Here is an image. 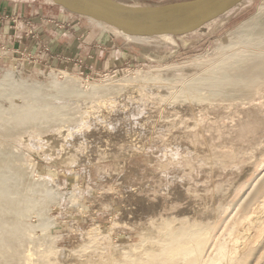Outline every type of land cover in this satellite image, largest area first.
Wrapping results in <instances>:
<instances>
[{
	"label": "rangeland",
	"instance_id": "obj_1",
	"mask_svg": "<svg viewBox=\"0 0 264 264\" xmlns=\"http://www.w3.org/2000/svg\"><path fill=\"white\" fill-rule=\"evenodd\" d=\"M115 1L158 6L186 0ZM0 21H7L6 15L0 13ZM11 22L17 27L15 19ZM72 23L85 28L89 23L105 32L87 19ZM72 23L55 26L71 28ZM4 28L0 26V167H19L17 176L30 178L25 182L31 188L22 186V193L30 192L29 205L34 204L21 220L20 243L30 261L53 247L54 264L132 263L161 230L177 227L179 233L192 226L190 233L183 231L191 235L209 228L202 263L235 238V264H264V74L250 87L242 81L233 89L222 84L228 70L244 68L250 60L264 70V0H247L185 38L132 44L105 32L120 59L96 70H88L93 55L64 59L32 29L14 38L2 33ZM55 59L71 68L55 71ZM68 80L79 85L69 86ZM108 86L127 93L139 87L155 101L139 105L130 100L133 104L126 107L135 103L133 110L120 104L109 112L97 106L98 98L91 104L94 115H84L86 91ZM70 90L76 93L69 95ZM24 102L66 108L63 115L47 117L55 123L51 130L34 122L45 115L23 113ZM22 117L37 119L17 129L20 133L3 128ZM72 124L78 125L77 135L68 146ZM33 139L43 144L32 147Z\"/></svg>",
	"mask_w": 264,
	"mask_h": 264
},
{
	"label": "bare ground",
	"instance_id": "obj_2",
	"mask_svg": "<svg viewBox=\"0 0 264 264\" xmlns=\"http://www.w3.org/2000/svg\"><path fill=\"white\" fill-rule=\"evenodd\" d=\"M261 18V17H260ZM257 19V18H256ZM263 21V20H262ZM262 23V22H261ZM261 25V24H260ZM248 26V24H247ZM263 29V28H262ZM246 31V30H245ZM260 62V60H259ZM264 62V60L262 61ZM261 62V63H262ZM260 64V63H259ZM263 64V63H262ZM244 66V65H243ZM240 67V66H239ZM228 70V69H227ZM228 72H230V75L228 76V79L226 81H224L222 84L226 87V88H231L233 89L234 87L236 88V84L239 83L240 81H242L244 83L245 87H250V85L252 86V84L255 81H258L259 79L262 80L263 76L262 74H264V70H262L261 65L256 66L254 64H252V61L250 60V62L244 67V68H237L236 70H233V72L231 73V70H228ZM64 75V74H63ZM261 77V78H260ZM220 80V79H219ZM69 82H71L70 80H68ZM149 81V80H148ZM135 82V81H134ZM146 83V82H145ZM73 84L75 85H79L78 82H71V84L69 86H72ZM219 84V83H218ZM128 86H126V89H128ZM132 86V85H131ZM137 86V85H136ZM255 87V86H254ZM40 88V87H39ZM252 88V87H251ZM132 89V87L130 88ZM134 89V88H133ZM238 89V88H237ZM91 91H86V93L88 94L86 96V100L88 102V104H82V107L86 109V113L84 115L87 116H92L94 115L91 112V104L92 103H97L98 100V107L99 108H105L107 110H109V112H112L118 105L121 104V108L125 109L124 107H126L131 100V102H134L135 100L138 101V104H142V105H150V102L155 101L152 98H150V94H148V92H146V94H142L139 90V87L136 88L137 91L134 90V92H130L127 93L126 91H122L114 88V87H100L98 88V90H96L94 87L90 88ZM219 90V89H218ZM221 90V89H220ZM152 91V90H151ZM124 92V93H123ZM193 92V91H192ZM245 92V91H244ZM248 92V90H247ZM76 93V90H70L69 91V95H74ZM121 93H123L121 95ZM225 93V92H224ZM251 93V91L249 92ZM248 93V94H249ZM106 94V95H104ZM125 94V95H124ZM134 94V95H132ZM112 95L111 98H109L108 96ZM128 95H131L130 97ZM115 96V97H114ZM133 96L135 98H133ZM245 96V95H244ZM153 97V96H152ZM238 97V96H237ZM65 98V97H63ZM68 98V97H67ZM66 98V100H67ZM71 98V97H70ZM77 97H74V99H76ZM195 98V97H194ZM94 99V100H92ZM155 99V98H154ZM39 100V99H38ZM55 100V99H53ZM61 100V99H59ZM160 100V99H159ZM188 100V99H187ZM193 100V99H192ZM249 100V99H248ZM13 101V99H12ZM26 101V100H25ZM70 101V100H69ZM33 102V101H32ZM31 102V104H32ZM61 102V101H60ZM130 102V103H131ZM62 103V102H61ZM66 103V101H65ZM12 104V103H11ZM29 104V103H28ZM29 104V105H31ZM52 104V103H51ZM56 104V103H55ZM133 103H131L132 105ZM24 105L27 106V108H24L23 113L28 117V115H34L37 114L38 117L39 115L43 114L45 115L44 118L42 119H35V118H21L20 120H13L12 123L6 122L5 120V124H3V128L5 127L6 129L9 128L10 132L11 129L12 130H16V133H20L18 131H22V130H17L20 129L21 127H28L27 123H33L30 122L31 119H35L37 122L38 121V125L40 124H44V127H49V129L53 128L54 124L51 125L52 122H54L53 120L50 121L48 120V116H55V114L58 115H63L61 113H64L65 111V106L59 104V108H55L54 106H49L47 108H45L44 106L41 105L40 102H34L32 104V107L28 106L25 104ZM23 105V107H25ZM75 105V104H74ZM79 105V103H78ZM90 105V106H88ZM135 105V103H134ZM133 105V106H134ZM41 106V108H40ZM81 106V105H80ZM133 106L131 110H133ZM137 106V105H135ZM153 106H155V104H153ZM13 107V106H12ZM18 107V106H17ZM57 107V106H56ZM69 107H71V105H69ZM78 107V106H77ZM76 107V108H77ZM119 107V109L121 110V108ZM129 107V106H128ZM126 107V109L128 108ZM130 107L128 109H130ZM189 107V106H188ZM16 108V107H15ZM81 108V107H80ZM136 108V107H135ZM150 108V106H149ZM18 108H16L15 110H17ZM138 109V107H137ZM136 109V110H137ZM145 109V108H144ZM147 109V108H146ZM70 110V109H69ZM67 109V111H69ZM118 110V111H120ZM151 110V109H150ZM155 110V109H154ZM157 110V109H156ZM175 110V109H174ZM5 111V110H4ZM8 111V110H7ZM10 111V109H9ZM123 111V110H122ZM142 110L140 109V112ZM148 111V110H147ZM172 111V110H171ZM16 112V111H15ZM121 112V111H120ZM132 112V111H131ZM139 112V111H138ZM139 112V113H140ZM152 112V111H151ZM14 113V112H13ZM71 113V110H70ZM68 113V114H70ZM127 113H129V111L127 110ZM137 113V112H136ZM142 113H145L142 111ZM169 113V112H168ZM180 113V112H179ZM193 113V112H192ZM4 114V112H3ZM20 115V114H19ZM47 115V116H46ZM123 115V114H122ZM178 115V114H176ZM180 115V114H179ZM70 116V115H69ZM172 116V115H171ZM15 117V116H14ZM18 117V116H17ZM37 117V116H36ZM43 117V116H42ZM48 117V118H47ZM72 117H74L72 115ZM20 118V117H19ZM53 118V117H52ZM170 118V117H169ZM192 118V117H191ZM202 118V117H201ZM54 119V118H53ZM205 119V118H204ZM56 120V119H55ZM104 120V119H103ZM153 120V119H152ZM196 120V119H195ZM202 120V119H201ZM1 121H3L1 119ZM15 121V122H14ZM32 121V120H31ZM190 121V120H189ZM14 122V123H13ZM60 122V121H59ZM57 122V123H59ZM196 122V121H195ZM3 123V122H2ZM26 124V125H25ZM201 124V123H200ZM24 125V126H23ZM32 125V124H31ZM39 125V126H40ZM73 125V124H72ZM77 125V124H76ZM30 126V125H29ZM78 126V125H77ZM77 126L73 125L70 128V138L69 141L67 143V145L69 146L71 144L72 141L71 137L73 135H77L76 133V128ZM42 127V126H41ZM55 128V126H54ZM53 128V129H54ZM29 129V128H28ZM43 129V128H42ZM4 130V129H3ZM52 130V129H51ZM6 131V130H5ZM12 131V132H14ZM7 132V131H6ZM5 133V132H4ZM16 133H13L16 134ZM129 134V133H128ZM7 135V133H6ZM132 136V135H131ZM85 137V136H84ZM127 137V135H126ZM134 137V136H133ZM82 143H85V138L84 140L81 141ZM80 142V143H81ZM127 142V141H126ZM132 142V141H130ZM32 147H40L43 142L40 139H33L31 142ZM136 143V142H135ZM10 144V143H9ZM123 145V144H122ZM6 149V148H5ZM8 150V149H7ZM3 151V150H2ZM63 151V150H62ZM10 152V151H9ZM1 154H0V162H4V158H1ZM15 156V155H14ZM17 156V155H16ZM10 159V158H9ZM13 160V159H12ZM17 160V159H16ZM10 161V160H9ZM21 162V161H19ZM9 163V162H8ZM5 164V163H4ZM7 164V163H6ZM10 165V164H9ZM2 167V166H1ZM0 167V264H18L15 260H23L21 261L19 264H54L53 260L51 259V256L54 253V249L53 247H50V249H48V251L46 253L41 254L40 259L38 261H36L35 263L33 261H30V257L28 256L29 254H24L23 251H21L20 249V243L23 242V229H21L22 223L21 220L24 219L27 214L30 213L31 210H33L32 204H34L32 202L31 207H30V199H29V193L28 191L25 193H22V186L25 189H29L31 187H29L27 185V181L25 182V180H29L26 176L25 177H18L17 173L20 171L18 170L19 167H14V166H8L5 168H1ZM5 170V171H3ZM25 171V170H24ZM20 174V173H19ZM22 174V172H21ZM24 175V173H23ZM17 176L16 178H13ZM22 176V175H21ZM30 177V176H29ZM25 183V186H24ZM32 186V185H30ZM31 190V189H30ZM37 192V191H36ZM41 192V191H40ZM17 194L20 195V197H17ZM13 196H16L15 199H13ZM12 197V198H11ZM31 197V195H30ZM50 198V197H49ZM47 199V198H46ZM32 200V199H31ZM42 201V200H41ZM36 204H38L37 202H35ZM43 203V202H42ZM35 204V205H36ZM41 205V204H39ZM38 206V205H37ZM42 206V205H41ZM41 206H39V208H41ZM38 208V209H39ZM34 209H36L34 207ZM35 211V210H34ZM37 211V209H36ZM32 212V211H31ZM34 213V212H33ZM30 215V214H29ZM29 217V216H28ZM31 217V216H30ZM172 218V216H171ZM175 218V217H174ZM176 219V218H175ZM182 219V218H181ZM187 219V218H186ZM183 220V219H182ZM185 220V219H184ZM172 221V220H171ZM180 221V220H179ZM187 221V220H186ZM185 222V221H184ZM188 222L187 221V226H188ZM175 223V222H174ZM190 224V223H189ZM241 224V223H240ZM170 225V224H168ZM184 224H182L183 226ZM186 225V224H185ZM206 225V224H205ZM204 225V226H205ZM174 226V225H173ZM173 226H170L171 228ZM203 226V227H204ZM212 226V225H211ZM168 227V228H170ZM181 227V226H180ZM192 226H189L188 228H190ZM177 228V227H176ZM174 228V229H176ZM179 228V226H178ZM183 228V227H182ZM181 228V230H182ZM183 229L186 230L187 229ZM21 229V230H20ZM161 229V228H160ZM173 229V230H174ZM193 229V228H192ZM202 228H200L199 231H201ZM247 229V228H246ZM45 230V229H44ZM165 230V229H164ZM172 229H168L167 231L161 230V234L157 233L153 242H151V245H149L148 247H142L145 248L144 250L141 251V253H139L138 256L135 257V260L131 262H129L130 264H204L202 263V257L205 251V247L207 244V241L209 242V238H210V234H209V228L205 227L204 229H202L201 233L198 234H192L189 235L188 232L191 229H188V232L186 231H181V232H177V229L175 230L178 234H175L174 231ZM195 230V229H193ZM21 231V233H20ZM197 231V230H196ZM191 232V231H190ZM189 232V233H190ZM193 232V231H192ZM247 232V231H246ZM245 232V233H246ZM256 234V232H254ZM254 234V235H255ZM263 234V233H261ZM261 234L259 235V237L261 238ZM257 237V239L259 238ZM50 238V236H49ZM26 239V238H25ZM27 240V239H26ZM237 239L235 238H231V240L226 243L223 244L222 246H220V248L213 250V254H212V258L209 259L210 257H208L209 261L206 264H235L237 262V260H235V249L233 251L232 247L234 244L233 241H235ZM255 240V238H254ZM47 242V241H46ZM50 243V240L48 241ZM236 242V241H235ZM259 242V241H258ZM29 243V242H28ZM23 244V243H22ZM47 245V244H46ZM232 245V246H231ZM235 245V244H234ZM53 246V245H51ZM87 246V245H86ZM144 246V245H143ZM49 247V246H48ZM85 246H82V248ZM22 248V247H21ZM35 248V247H34ZM238 248V247H237ZM238 250V249H237ZM236 250V253L238 252ZM242 251V250H241ZM241 253V252H240ZM23 255L24 259H23ZM211 255V253L209 254ZM262 255V254H260ZM238 256V255H237ZM236 256V257H237ZM260 257V256H259ZM39 258V257H38ZM240 259V258H238ZM8 260L6 263H4V261ZM125 262V263H127ZM123 263V264H125ZM239 263V262H238ZM57 264V263H56Z\"/></svg>",
	"mask_w": 264,
	"mask_h": 264
},
{
	"label": "water",
	"instance_id": "obj_3",
	"mask_svg": "<svg viewBox=\"0 0 264 264\" xmlns=\"http://www.w3.org/2000/svg\"><path fill=\"white\" fill-rule=\"evenodd\" d=\"M42 1L85 18L114 37L139 44L201 32L247 0H186L158 6H129L115 0Z\"/></svg>",
	"mask_w": 264,
	"mask_h": 264
},
{
	"label": "crops",
	"instance_id": "obj_4",
	"mask_svg": "<svg viewBox=\"0 0 264 264\" xmlns=\"http://www.w3.org/2000/svg\"><path fill=\"white\" fill-rule=\"evenodd\" d=\"M0 13L6 15L7 18L5 22L0 21L2 24L0 26H5L4 31H1L2 33L10 35V37L16 38L18 36L20 38L24 30L30 28L38 33L42 42L51 43V50L55 52L56 56L64 59L78 57L82 59V57L86 58L85 56L88 54L93 55L88 58L90 64L93 63L88 67V70L102 69L101 65H106L105 68L113 66L120 59L115 41L105 32L89 23L86 28L76 26L72 23L74 18L66 16L65 12L54 9L43 1L0 0ZM13 19L17 24L14 29L11 22ZM57 22H70L73 26L58 29L55 26ZM66 68L70 69L71 65H67L64 61L59 64V61L55 59V71Z\"/></svg>",
	"mask_w": 264,
	"mask_h": 264
},
{
	"label": "built area",
	"instance_id": "obj_5",
	"mask_svg": "<svg viewBox=\"0 0 264 264\" xmlns=\"http://www.w3.org/2000/svg\"><path fill=\"white\" fill-rule=\"evenodd\" d=\"M71 15V14H70ZM78 24L84 23L85 18L72 15Z\"/></svg>",
	"mask_w": 264,
	"mask_h": 264
}]
</instances>
